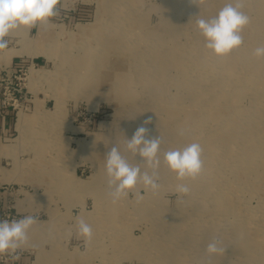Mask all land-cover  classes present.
<instances>
[{
  "label": "rangeland",
  "instance_id": "rangeland-1",
  "mask_svg": "<svg viewBox=\"0 0 264 264\" xmlns=\"http://www.w3.org/2000/svg\"><path fill=\"white\" fill-rule=\"evenodd\" d=\"M227 2L60 0L52 24L7 38L20 54L0 63V220L32 215L41 229L0 264H264V58L253 55L264 0H242L243 45L217 57L196 16ZM146 116L162 141L161 189L113 204L105 153L139 161L125 137ZM192 142L204 172L178 194L163 154ZM78 217L93 228L87 245ZM214 238L227 249L209 258Z\"/></svg>",
  "mask_w": 264,
  "mask_h": 264
},
{
  "label": "clouds",
  "instance_id": "clouds-1",
  "mask_svg": "<svg viewBox=\"0 0 264 264\" xmlns=\"http://www.w3.org/2000/svg\"><path fill=\"white\" fill-rule=\"evenodd\" d=\"M60 0H0V50L7 49V39L14 31L36 28L41 24H52L60 14ZM196 28L204 41V47L217 57L230 55L243 45V29L250 23V17L243 11L242 0H228L210 18L196 16ZM253 55L264 58V44L254 49ZM153 117L146 116L130 138H126L125 150L136 160L135 164L122 155L121 150L112 146L105 153V173L108 195L113 204L130 194L137 203L144 199L143 192L157 195L161 189L159 169L161 166V137L151 135ZM184 130H180V135ZM163 164L172 172L177 181L175 192L187 195L191 189L184 181L196 180L204 172L203 148L198 142L182 148L165 151ZM38 223V217L26 215L19 219L0 220V255L18 259V252L29 243V232ZM78 237L87 245L93 238V228L85 219L76 221ZM226 247L219 238H214L206 247L209 258L225 254Z\"/></svg>",
  "mask_w": 264,
  "mask_h": 264
},
{
  "label": "bare ground",
  "instance_id": "bare-ground-1",
  "mask_svg": "<svg viewBox=\"0 0 264 264\" xmlns=\"http://www.w3.org/2000/svg\"><path fill=\"white\" fill-rule=\"evenodd\" d=\"M5 54L7 56H9L10 54H12V51L11 50H8V51H6ZM25 122H26V114H24L23 112H19L18 119H17V123H16V127L19 129V131H21V133L24 132L25 127H27L26 124H25ZM32 228L41 229V225H39V223H38V226L37 227L36 226H33Z\"/></svg>",
  "mask_w": 264,
  "mask_h": 264
},
{
  "label": "crops",
  "instance_id": "crops-1",
  "mask_svg": "<svg viewBox=\"0 0 264 264\" xmlns=\"http://www.w3.org/2000/svg\"><path fill=\"white\" fill-rule=\"evenodd\" d=\"M12 36H13V34H11ZM10 35V36H11ZM10 49H12V50H16L17 51V53H18V51H19V48H13V47H11V48H7V50L6 51H8V50H10ZM6 51L4 52H2L1 54H0V63H5V64H10L13 60H14V58L15 57H17V56H19V54L20 53H18V54H14V55H12V56H7L5 53H6Z\"/></svg>",
  "mask_w": 264,
  "mask_h": 264
}]
</instances>
